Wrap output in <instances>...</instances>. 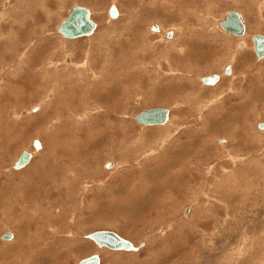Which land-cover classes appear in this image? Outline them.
<instances>
[{"label": "rangeland", "instance_id": "374dc122", "mask_svg": "<svg viewBox=\"0 0 264 264\" xmlns=\"http://www.w3.org/2000/svg\"><path fill=\"white\" fill-rule=\"evenodd\" d=\"M78 4L96 29L67 39L58 27ZM239 7L0 0V264L95 253L100 264H264V58L252 40L264 0L243 36L220 26ZM152 107L170 109L168 122L135 119ZM23 150L32 160L14 169ZM97 230L138 249L99 248L86 237Z\"/></svg>", "mask_w": 264, "mask_h": 264}, {"label": "water", "instance_id": "95a60500", "mask_svg": "<svg viewBox=\"0 0 264 264\" xmlns=\"http://www.w3.org/2000/svg\"><path fill=\"white\" fill-rule=\"evenodd\" d=\"M109 14L112 18L118 17V9L115 4H112L109 9ZM227 32L235 36H243L246 33V24L243 20L242 14L236 10H230L225 19L220 22ZM157 26H152V30H157ZM96 29V22L92 19V13L89 7L83 5H75L67 17L62 21L58 28V32L66 38H76L91 35ZM173 31L167 32V37L172 38ZM254 51L258 58H264V34L257 33L252 37ZM225 73H231V66L225 68ZM220 75L213 73L202 78L205 84H215L218 82ZM170 110L165 107H152L139 112L135 119L143 125H161L165 124L169 119ZM259 128L264 129V121L259 123ZM34 146L37 150L41 148L40 140H34ZM32 154L28 150H23L18 159L15 161L14 169H22L30 163ZM108 167H112V162L107 163ZM2 239L8 240L13 237L12 232H5ZM87 238L93 239L99 246H108L114 250H137L138 247L111 230H97L86 235ZM79 264H100L99 254L83 258Z\"/></svg>", "mask_w": 264, "mask_h": 264}, {"label": "bare ground", "instance_id": "6f19581e", "mask_svg": "<svg viewBox=\"0 0 264 264\" xmlns=\"http://www.w3.org/2000/svg\"><path fill=\"white\" fill-rule=\"evenodd\" d=\"M116 5V4H115ZM117 7V6H116ZM118 9V8H117ZM92 12V11H91ZM109 12V11H108ZM118 13H120V11H119V9H118ZM69 14V13H68ZM93 19V18H92ZM244 20V19H243ZM62 23V22H61ZM96 25H97V23H96ZM60 26V25H59ZM157 30H154V31H158V32H161V33H164L165 35H167V31H164L163 29H161V27L157 24ZM59 28V27H58ZM172 30V29H171ZM173 31V35H172V38L174 37V32H175V30H172ZM59 33V32H58ZM62 35V34H61ZM92 35V34H91ZM91 35H89V36H91ZM63 36V35H62ZM63 37H65V36H63ZM66 38V37H65ZM76 38H81V37H76ZM76 38H67V39H76ZM171 39V38H170ZM86 61V60H85ZM226 67V66H225ZM232 70H233V72H234V69H233V66L231 65V73H230V75L232 74ZM219 74V73H218ZM224 74H225V71H224ZM210 75H212V74H210ZM219 75H221V74H219ZM207 76V75H206ZM204 77V76H203ZM202 77V78H203ZM202 78H201V81H202ZM221 80V76H220V78H219V80H218V82ZM218 82H216L215 84H217ZM111 83V82H110ZM203 84L204 85H207V86H214L215 84H211V85H209V84H205L204 82H203ZM109 88V87H108ZM170 110V109H169ZM169 118H170V113H169ZM169 120V119H168ZM264 121V120H263ZM168 122V121H167ZM166 122V123H167ZM161 125H163V124H161ZM258 125H259V123H258ZM146 126V125H145ZM150 126H153V125H150ZM264 130V129H263ZM34 141V140H33ZM41 143V142H40ZM41 146H42V143H41ZM42 148V147H41ZM29 152H31V154H32V157H33V152L32 151H30V150H28ZM21 153V152H20ZM20 153H19V155H20ZM19 155H18V157H19ZM18 157H17V159H18ZM15 163V162H14ZM112 165H113V163H112ZM111 231H113V230H111ZM114 232H116V231H114ZM92 233V232H91ZM117 233V232H116ZM13 234V237H14V233H12ZM118 234V233H117ZM118 235H120V234H118ZM121 236V235H120ZM12 237V238H13ZM122 237V236H121ZM11 238V239H12ZM84 238H86V237H84ZM124 238V237H123ZM11 239H8V240H11ZM88 240H91V241H93L99 248H107V249H111V248H109L108 246H99L98 245V243H96L93 239H91V238H88ZM131 241V240H130ZM132 242V241H131ZM133 244H134V242H132ZM134 246H136L135 244H134ZM112 250H114V249H112ZM124 251H133V250H124ZM95 254H98V253H95ZM92 256V255H91ZM100 256V255H99ZM89 257V256H88ZM86 258V257H85ZM100 262H101V258H100ZM79 264V263H78Z\"/></svg>", "mask_w": 264, "mask_h": 264}, {"label": "crops", "instance_id": "0c3cea01", "mask_svg": "<svg viewBox=\"0 0 264 264\" xmlns=\"http://www.w3.org/2000/svg\"><path fill=\"white\" fill-rule=\"evenodd\" d=\"M238 1L240 4V7H239L240 10L238 12H240L242 14V17H243L244 22L246 24L247 17L252 18L253 13L256 12V7H257L259 0H238ZM162 29L164 30V28H162ZM164 31H168V29H165ZM159 33H161V32H159ZM174 33H175L174 34V37H175L176 32H174ZM161 34L166 36L164 33H161Z\"/></svg>", "mask_w": 264, "mask_h": 264}, {"label": "flooded vegetation", "instance_id": "af4514ba", "mask_svg": "<svg viewBox=\"0 0 264 264\" xmlns=\"http://www.w3.org/2000/svg\"><path fill=\"white\" fill-rule=\"evenodd\" d=\"M118 8V7H117ZM241 43V42H240Z\"/></svg>", "mask_w": 264, "mask_h": 264}]
</instances>
